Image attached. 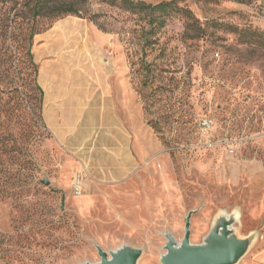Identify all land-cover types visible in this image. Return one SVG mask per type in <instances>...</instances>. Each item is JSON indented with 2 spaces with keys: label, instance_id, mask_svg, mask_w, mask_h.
I'll return each mask as SVG.
<instances>
[{
  "label": "rangeland",
  "instance_id": "obj_1",
  "mask_svg": "<svg viewBox=\"0 0 264 264\" xmlns=\"http://www.w3.org/2000/svg\"><path fill=\"white\" fill-rule=\"evenodd\" d=\"M180 6L198 20L199 41L189 32L182 43L176 20L160 35L165 56L146 58L190 68L174 121L163 103L143 110L129 65L138 56L127 57L137 46L120 34L119 10L87 0L92 22L0 3V264H94L98 248L122 246L140 252L136 264H160L187 216L190 243L201 244L222 212L238 217V238L254 236L234 264H264V0ZM108 104L116 115L101 120ZM57 107L60 121H50Z\"/></svg>",
  "mask_w": 264,
  "mask_h": 264
},
{
  "label": "trees",
  "instance_id": "obj_2",
  "mask_svg": "<svg viewBox=\"0 0 264 264\" xmlns=\"http://www.w3.org/2000/svg\"><path fill=\"white\" fill-rule=\"evenodd\" d=\"M24 2L33 17L59 18L64 15H77L95 22L99 15L87 17L85 4L87 0H19ZM236 3H250L251 0H227ZM7 0H0L6 3ZM101 4L117 9L124 17L120 27V34L125 38L128 48L137 46V51L127 52L130 59L137 54L138 61L130 60L131 72L141 76L140 84L143 91L136 90L147 113L149 107L163 103L165 118L174 120L178 114V107L186 99L187 85L189 83L190 68L184 74H179L182 69H171L170 66L158 64L155 60L147 61L146 58L157 51L155 58L165 56L167 47L161 42L160 35L163 29L174 21H181L184 32L180 36L182 43L189 40V32L195 34L199 41L202 32L198 20L185 6H180L181 0L160 1L155 4L142 0H98ZM236 32L245 33L235 29ZM188 67V65H186ZM158 130V129H157ZM165 144L167 140H164Z\"/></svg>",
  "mask_w": 264,
  "mask_h": 264
},
{
  "label": "water",
  "instance_id": "obj_3",
  "mask_svg": "<svg viewBox=\"0 0 264 264\" xmlns=\"http://www.w3.org/2000/svg\"><path fill=\"white\" fill-rule=\"evenodd\" d=\"M215 216L214 225L201 244L190 243L189 216L185 219L184 235L179 243L171 236L166 237L165 253L160 264H234L250 249L254 236L240 239L237 237L238 217L231 213ZM100 260L94 264H136L140 252L134 248L122 246L109 254L97 249ZM90 264V263H86Z\"/></svg>",
  "mask_w": 264,
  "mask_h": 264
},
{
  "label": "crops",
  "instance_id": "obj_4",
  "mask_svg": "<svg viewBox=\"0 0 264 264\" xmlns=\"http://www.w3.org/2000/svg\"><path fill=\"white\" fill-rule=\"evenodd\" d=\"M82 83H84V82H82ZM52 87V86H51ZM55 87V88H54ZM53 87V91L56 89V86H54ZM51 94H53V92H52V90H51V92H50ZM82 96H83V94H82ZM49 97V96H48ZM49 98H51V96L49 97ZM135 110H137V109H135ZM60 110H59V107H57L56 109L55 108H51V117H50V121H53V120H56V121H60ZM101 117H100V119L101 120H103V118L104 117H106V116H108V117H110V118H113L116 114H115V110L114 109H111V106L108 104V105H106V106H104L103 105V107H101ZM139 114H140V118H141V116H142V114H141V107L139 108ZM54 116V117H53ZM55 116H57V118H55ZM57 123V122H56ZM53 125V128H54V134L58 137V138H60L61 140L63 139V140H66L67 138H66V135H64L62 132H61V126L59 125V124H57V125H54V124H52ZM58 132V133H57ZM120 132L121 131H119V134H120ZM70 136V135H69ZM123 139H125V137L123 136ZM121 149H122V152H124V150H125V148L124 147H121ZM258 168H260V167H253V168H247V172H246V176H250V177H252V173H254L255 175L256 174H258ZM254 176V175H253ZM248 181H249V179H248ZM258 257V260L259 261H261L262 263H264V250L257 256Z\"/></svg>",
  "mask_w": 264,
  "mask_h": 264
},
{
  "label": "built area",
  "instance_id": "obj_5",
  "mask_svg": "<svg viewBox=\"0 0 264 264\" xmlns=\"http://www.w3.org/2000/svg\"><path fill=\"white\" fill-rule=\"evenodd\" d=\"M203 126H207V122L204 121ZM72 193L75 197H78L81 194V177L77 176L74 178L72 185H71Z\"/></svg>",
  "mask_w": 264,
  "mask_h": 264
},
{
  "label": "bare ground",
  "instance_id": "obj_6",
  "mask_svg": "<svg viewBox=\"0 0 264 264\" xmlns=\"http://www.w3.org/2000/svg\"><path fill=\"white\" fill-rule=\"evenodd\" d=\"M77 57H78V55H76ZM79 59H80V57H79ZM76 72H78V75H77V77L79 78V80H81L82 82H84V73L83 72H81L80 70H78V71H76ZM47 80V79H46ZM44 81V83H46V82H48V81ZM81 82V83H82ZM50 84H52V83H50ZM225 213V215H224V217L227 219L228 218V216H229V213H227V212H224Z\"/></svg>",
  "mask_w": 264,
  "mask_h": 264
}]
</instances>
